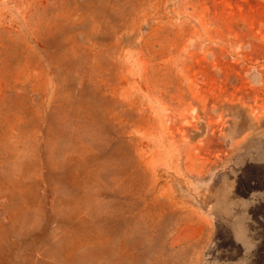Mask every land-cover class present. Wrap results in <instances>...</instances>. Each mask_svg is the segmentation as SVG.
I'll list each match as a JSON object with an SVG mask.
<instances>
[{"label": "rangeland", "instance_id": "374dc122", "mask_svg": "<svg viewBox=\"0 0 264 264\" xmlns=\"http://www.w3.org/2000/svg\"><path fill=\"white\" fill-rule=\"evenodd\" d=\"M0 264H264V0H0Z\"/></svg>", "mask_w": 264, "mask_h": 264}]
</instances>
